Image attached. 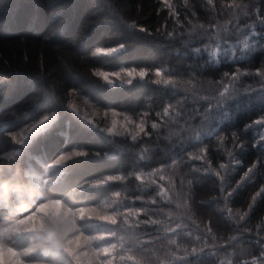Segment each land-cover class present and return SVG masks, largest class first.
<instances>
[{"label": "trees", "instance_id": "16d2710c", "mask_svg": "<svg viewBox=\"0 0 264 264\" xmlns=\"http://www.w3.org/2000/svg\"><path fill=\"white\" fill-rule=\"evenodd\" d=\"M172 3L0 0V182L32 187L35 177L74 212L128 198L139 213H128L134 221L125 228L110 211L109 220H93L118 232L114 264H251L264 254V0ZM209 44L224 55L211 60ZM125 70L146 77L110 86L97 75ZM161 70L180 88L157 79ZM73 93L100 111L146 115L145 133L134 139L85 125L70 108ZM50 114L55 122L8 159L12 136ZM72 151L81 154L61 174L45 172ZM170 166L169 195L143 181ZM22 200L42 202L10 194L0 203L1 228L16 225ZM3 244L25 250L30 236ZM36 257L27 264L48 258Z\"/></svg>", "mask_w": 264, "mask_h": 264}, {"label": "rangeland", "instance_id": "374dc122", "mask_svg": "<svg viewBox=\"0 0 264 264\" xmlns=\"http://www.w3.org/2000/svg\"><path fill=\"white\" fill-rule=\"evenodd\" d=\"M161 5H163L165 8H167L169 5H173V0H159ZM231 15L235 16L234 13H231ZM252 36V33L248 34L244 39L247 41ZM211 44L214 45L213 41H210ZM208 48V49H207ZM205 48L209 52L208 55L211 60L217 59L219 56H223L224 52L222 49H219L218 47L208 45V47ZM111 50V51H109ZM121 50V47L119 48H97L95 52L93 53L95 56H103V55H115L118 51ZM206 51V50H205ZM206 51V52H207ZM205 52V54H206ZM204 54V52H203ZM207 56V54H206ZM131 73V75H129ZM143 73V75H141ZM164 74V75H163ZM97 75L108 85L113 86L116 84H130L131 82L135 80H144L146 77L145 71H136V70H125L120 71L117 73H102L99 72ZM169 75L167 72L159 71L155 73V76L157 79L167 82L168 84L174 85L178 88L180 86L172 81L174 79L169 78ZM221 80V79H220ZM222 81V80H221ZM229 81V79H228ZM230 84V82H227ZM182 86V85H181ZM183 86L185 84L183 83ZM183 88V87H182ZM70 108L74 110V112L78 115V117L83 121V123L89 127H97L105 132V134L108 135H117V136H130L131 138H137L138 136L145 133V127L147 123L146 115L141 116L140 118L133 119L130 116L124 115V114H116L111 111H100L98 110L93 104L90 102H87L83 98H79L76 94L70 95ZM45 117L47 119L45 120ZM41 120L37 121L35 124H33L30 127L25 128L24 130H20L17 133H15L12 138L13 142L17 145L15 146L14 150L11 151L7 157L8 159H17L20 157L23 153H25L26 149L28 148L30 142L40 133L46 131L50 125H52L55 120L56 116L54 114L46 115ZM263 123V122H262ZM151 127H156L158 125L156 124H149ZM258 131V128L254 129ZM81 153L77 151H72L69 154H65L61 157H64V160H61L60 163H57L58 160H60L61 157H59L54 164L50 166L49 169H46L45 172L54 170L61 174L59 171L61 169V166L66 163V161L73 157L80 155ZM176 167L170 166L168 169H158L146 176V178L143 179V181L147 182L148 184H155L161 189V191L166 195H169L168 189L165 187L166 183H170L168 179L166 180V177L173 178L175 174ZM213 170V167H211V171ZM28 176H32V172L28 173ZM48 178V177H47ZM108 181V180H106ZM40 181L37 178H32V187L38 189L39 191H42V185L39 184ZM99 184V183H98ZM158 190V191H159ZM148 191V190H147ZM128 198L125 199L123 195H116L112 197L111 199H108L105 201L101 206H98L91 210L84 209L83 215H77V229L78 231L75 232H69L67 234L68 240H75L76 237H87L90 238L88 243H84L81 241L80 245H73V247L76 250V258H73V256L69 255L67 252H65L63 249L55 248V247H48L44 248L41 247V238L34 233L29 232H6L3 234L2 237H0V245L3 246V250L5 253V259L8 261H11V257L7 256V250L8 248L3 244L4 240L11 237H26L30 236V245L25 250H15L17 253H19L24 261V264H27L30 262L32 257L38 256V254H41L42 257H48L46 260L43 261H36V263H45V264H67L70 258L76 260H79V264H102L98 260V258L102 259L103 264H114L112 262L115 259L119 258L118 255V244L115 243L116 234L118 232H113L111 228H107L108 226L105 224H95L98 222H95L93 220H98L99 222L106 221L104 219H101V216H107L108 211L111 212V217L114 219L113 221H117L116 223L122 224V228H125L127 225H129L131 222L134 221L132 216L127 219L128 213H139V209L136 211H133L129 204L127 205L126 201ZM144 201V202H143ZM141 200V206H142V213L148 211L146 209L147 202L146 200ZM144 203V204H143ZM117 204L116 210H112V208L115 207ZM74 212V211H73ZM78 213V212H77ZM108 217V216H107ZM109 220V219H107ZM13 227V226H12ZM23 227V226H21ZM1 228V227H0ZM8 228V227H7ZM11 228V227H9ZM121 256V255H120ZM37 258V257H36ZM37 260V259H36ZM125 258L121 257V260L118 264H124ZM251 264H264V254L261 256L259 260H251ZM0 264H3V260H0Z\"/></svg>", "mask_w": 264, "mask_h": 264}, {"label": "clouds", "instance_id": "9594fccd", "mask_svg": "<svg viewBox=\"0 0 264 264\" xmlns=\"http://www.w3.org/2000/svg\"><path fill=\"white\" fill-rule=\"evenodd\" d=\"M12 193L21 197L27 196L28 201L39 197L42 202L33 207L30 202L22 200L17 212L23 215L17 220L14 227L0 228V237L4 233L12 231L34 233L41 238L40 246L48 248L53 247L62 231L71 232L73 227L77 228V220L74 221L71 215L72 207L63 201L51 198L36 188L10 183L9 181L0 182V203L8 201ZM30 209H33L31 214H26ZM29 217L34 218L33 223L39 226V230L27 225L26 221ZM7 256L12 258L11 261L5 259L4 250H0V260H3V264H18L15 256L8 250Z\"/></svg>", "mask_w": 264, "mask_h": 264}, {"label": "snow or ice", "instance_id": "6c2138e0", "mask_svg": "<svg viewBox=\"0 0 264 264\" xmlns=\"http://www.w3.org/2000/svg\"><path fill=\"white\" fill-rule=\"evenodd\" d=\"M111 51V50H109ZM129 75H131V73H129ZM141 75H143V73H141ZM47 119V117H45V120ZM61 160H64V157H61L60 160L57 161V163H60ZM84 213V209L80 208L77 212H72V219L75 221L77 215H83ZM101 219L107 220L110 219V217L107 216H101ZM34 218L29 217V219L26 221L27 225L32 226V227H36L39 230V226L37 224L33 223ZM78 231L77 228L73 227L71 232H75ZM69 232L67 231H62L60 236L58 237L56 243L53 244V247L55 248H59V249H63L65 252H67L69 255L73 256V258H76V250L73 247V245H77L79 246L81 241H83L85 244L88 243L90 238L87 237H76L75 240H68L67 239V234ZM0 250H3V246L0 245ZM8 251H10L16 258V260L18 261V264H24L23 259L21 258L22 256L17 253L15 250L13 249H8ZM77 264H79V260L77 259Z\"/></svg>", "mask_w": 264, "mask_h": 264}]
</instances>
